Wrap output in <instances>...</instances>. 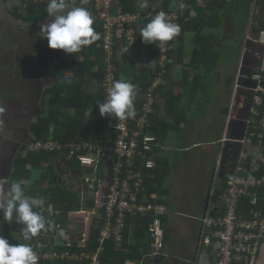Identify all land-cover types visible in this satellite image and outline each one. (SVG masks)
Listing matches in <instances>:
<instances>
[{
	"label": "crops",
	"instance_id": "obj_1",
	"mask_svg": "<svg viewBox=\"0 0 264 264\" xmlns=\"http://www.w3.org/2000/svg\"><path fill=\"white\" fill-rule=\"evenodd\" d=\"M26 1L0 0V198L12 182L23 181L26 194L41 200L36 211L46 214L47 210H53L47 191L59 192L55 189L59 186L66 194L78 199L81 205L79 212L68 215L65 222L68 234L74 239L79 227L87 225L91 236L101 225L99 221L102 223L103 220L101 189L97 197L83 181L82 172L64 153L52 158L50 163L46 159H38L24 166L21 161L25 158L30 160L28 146L36 139L32 127L48 116H56L57 122L63 125L60 134L66 144L100 136L105 139L107 130L100 126L102 120L96 106L105 101L101 42L97 40L74 56L62 50H51L47 40L40 36L41 24L48 22L46 9H26ZM185 2L187 7L183 12L188 10L196 16L180 25L178 39L171 42L173 49L164 68L166 83L157 91L153 115L155 132L152 136L157 138V143L151 158L156 167L144 172L145 184L146 179L152 181L150 188L146 184L149 197L166 205L170 211L164 223L167 248L159 257H149L151 246L149 248L147 242L138 249L135 232L138 220L144 217H137L128 222L127 252L121 253L133 254L136 259L143 255L142 259L151 260L152 264H170L173 259L187 260V253L191 250L192 264H197L203 219L220 203L221 194L216 197L217 191L224 183L226 189L227 181L236 175L239 157L251 163L263 152L255 142H239L245 137L249 114L241 113L243 103H238V94L242 96L247 91L243 88L237 90L236 82L240 63L244 62V75L259 68L264 50L251 44L245 46L242 34L246 36L251 18L254 19V31L264 30V0ZM178 3L179 0H137L135 8L146 15L152 6L177 11ZM113 12L117 14L116 10L111 14ZM147 23V20L141 21L138 43L133 50L127 49L123 42L116 46L119 80H127L136 86L137 105L145 94V84L147 86L158 72L154 69L156 45H145L139 35L140 28ZM242 27H245V33L240 29ZM232 46L241 50L236 75L229 73L228 65L231 63L223 55ZM248 54L254 61L248 59ZM79 63H85L86 67L81 70L82 78L76 79L74 67ZM244 85H249V82H244ZM78 90L81 91L79 97ZM91 111L92 116L89 115ZM227 147L229 152L225 154ZM106 148L107 163L111 148ZM251 169L252 164L246 168L247 173ZM44 176L51 178L41 183ZM186 185L187 190L191 186L196 187L193 194L197 202L194 205L189 206L188 202L179 200V195L187 194L184 192ZM256 193L260 206L264 208V189ZM170 201L181 211L191 210L193 213L182 219L176 217L168 204ZM57 226L53 233L41 231L40 236L44 233L54 235ZM22 229L23 225H10L0 213V236L10 244L34 241L35 237L25 242ZM179 237L185 240L181 247L176 244ZM168 248L172 253L166 256ZM136 262L138 260H127L125 264ZM257 264H264V241Z\"/></svg>",
	"mask_w": 264,
	"mask_h": 264
},
{
	"label": "built area",
	"instance_id": "obj_2",
	"mask_svg": "<svg viewBox=\"0 0 264 264\" xmlns=\"http://www.w3.org/2000/svg\"><path fill=\"white\" fill-rule=\"evenodd\" d=\"M48 2L49 0H27L25 7L47 9ZM67 2L87 8L94 17V23L102 28L100 49L104 63L102 88L105 100L114 81L117 80L114 57L119 42L125 43L127 49L133 50L138 43V28L141 21L150 22L160 11H164L171 22L181 25L182 14L163 7L152 6L144 15L137 10L127 12L123 7L124 0H67ZM113 10L117 11L115 16L111 14ZM253 21L251 18L244 44L245 46L251 44L264 50V30L254 31ZM178 36L172 41H176ZM172 41L156 46L157 60L154 69L158 72L143 96L141 115L123 120L106 118L104 130L116 132L113 145L115 161L110 166L108 187L103 196V220L101 225L96 227V248L90 247L91 236L87 225L79 227L72 241L66 239L68 237L66 226L58 225L54 235L44 233L41 237L39 234L31 243L39 256L38 264H102L108 244L112 245L115 253L127 252L125 234L128 222L137 217L151 220L148 232L152 252L149 257L163 255L166 237L164 220L170 211L166 205L149 197L144 172L156 167L151 155L154 153L157 139L149 133L152 127L150 117L154 114L157 91L166 83L164 68L173 49ZM243 68L242 62L236 89L243 88L250 92L252 101L246 120L247 131L240 142H255L263 152L251 163L244 157L238 158L236 175L227 181L226 189L219 197L220 203L204 216L197 264H257L264 241V208L260 206L256 193L257 190L264 189V53L258 69L244 75ZM246 81L249 82L247 86L244 85ZM103 143L101 138L97 141L64 145L51 137L47 141L32 140L28 150L34 155L42 152L61 154L67 151L69 159H76L84 167L96 168L98 158L104 155ZM250 164L252 169L247 173L246 168L250 167ZM86 183L93 191V183L89 179ZM99 187L94 190L97 197L100 194Z\"/></svg>",
	"mask_w": 264,
	"mask_h": 264
},
{
	"label": "clouds",
	"instance_id": "obj_3",
	"mask_svg": "<svg viewBox=\"0 0 264 264\" xmlns=\"http://www.w3.org/2000/svg\"><path fill=\"white\" fill-rule=\"evenodd\" d=\"M186 7L185 0H179L176 10L182 13ZM46 13L48 22L41 24L40 36L47 40L51 50H62L67 55L74 56L84 47L100 39L99 33L93 27L94 17L85 7L74 6L67 0H49ZM180 31V26L171 22L164 11H160L150 22L140 28L139 35L145 45L159 47L162 43L172 41ZM137 95L136 86L133 83L124 79L116 80L106 100L103 103H97L96 106L99 108L101 117L111 120L127 119L136 115ZM89 115L92 116V111ZM51 137L57 140L55 125L50 128L48 139ZM102 156L105 160L106 154ZM86 180H84L85 183ZM40 206L39 198L26 194L23 181L12 182L3 198H0V213L3 219L9 222L15 219L17 224L23 225L22 239L25 242L31 241L41 231H49L54 227L51 220H47L35 210ZM68 236L70 237L68 241H72V236L70 234ZM38 260L39 256L31 243L10 244L7 239L0 236V264H38Z\"/></svg>",
	"mask_w": 264,
	"mask_h": 264
},
{
	"label": "trees",
	"instance_id": "obj_4",
	"mask_svg": "<svg viewBox=\"0 0 264 264\" xmlns=\"http://www.w3.org/2000/svg\"><path fill=\"white\" fill-rule=\"evenodd\" d=\"M136 2H137V0H124L123 7L125 8V10L127 12H134V11H136V8H135ZM166 9H168V8H166ZM32 10H30V12H32ZM190 13L191 12L188 11V10H185L182 13V19H181V22H180L181 24L185 23L190 18L196 16L195 12H194L195 14H190ZM93 27H94L95 31L97 33H99V35H100L99 42H101V33H102L101 26H99L97 24H94ZM116 55H117V52L115 51L114 66H115V70H116L117 80H119V74H118L117 66H116V60H117ZM102 57H103V55H100V60L101 61H103ZM85 67H86L85 63H79V64H77L74 67V69L76 70V79H81L82 78L83 74L81 73V70H83ZM145 80H143V81H145ZM150 83H151V80L149 81L147 86L145 84V86H144L145 92H146L147 88L150 86ZM162 87H164V85L161 86L159 88V90ZM77 93L78 94L80 93V95H78V97L81 96V91L80 90H78ZM75 97H77V95ZM136 101H138L137 98L135 100L136 116H140L141 115V106H142L143 99L140 101V103L138 105L136 104ZM98 114H99V118L102 120L100 126H101V128H104L106 126V118L105 117H101V115L99 113V108H98ZM153 115L154 114H152L151 117H150V120H151V123H152V128H153V120H154V118H153L154 116ZM53 124L56 125V127H55V135H56L57 140L60 143L64 144V145H70V144L64 143L65 139H63V137L60 134V131L62 130L61 127L63 125L61 123L57 122L56 116H48L47 118L40 119L39 122L32 127V130H33V133H34L35 137L37 139H39V140L48 139L50 137V128H51V126ZM152 128L149 130L151 135H153V133L155 132L154 128L153 129ZM72 129L76 130V127L75 128L72 127ZM101 138H103V137L100 136L99 138L93 139V141H97V140H99ZM115 139H116V132L114 130H110V131L106 132L105 139L103 140L104 141L103 144L105 146L104 154H106V152L108 151L106 147H109V149L111 148V154L109 155V158L107 160V164H110V166L115 161V154H114V150H113V145H114ZM89 141H92V140H89ZM58 155L59 154H57V153L52 154V153H47V152H45V153L42 152V153L35 154V155L34 154H30V156H29L30 160H27L25 158V159H22L21 163H22V165L26 166L27 163H30V162L32 163V162H34V161H36L38 159H40V160L46 159L47 162L50 163L52 158H54V157H56ZM63 155H65V157L68 158L67 157L68 156L67 151H65ZM34 158H37V159H34ZM71 163H72V165L74 167L77 168L78 171L81 170L82 166L80 165V163L76 159H71ZM156 176H157V174H156ZM50 178H51V176H44L40 182L41 183H45ZM53 178H54V176H52V179ZM151 183H152V181H150L149 179H146V184H147V186L149 188L151 187ZM55 189L59 190V192L58 193H53V191H51V192L47 191V192H49V194L51 196V205H53V210L51 212H49V210H47L46 214H45L44 211L40 212L41 215L45 214L47 220H51L53 222L54 227H55V225H65V222H67V220H68V215L71 212H79L81 210V205L78 202V199H76L72 195H66L65 192L59 186H57ZM224 189H225V183L220 188V190L217 191L216 197L219 196L220 194H222ZM248 204H249V202H248ZM245 205L247 206V202H246ZM35 210H38V209H35ZM43 210H45V208ZM103 215H104V210H103ZM7 222L10 223V225H16L17 224L15 222V219H13V221H11V222H9V221H7ZM138 222H139V225H138V228H137V230L135 232L136 233V240L138 241V245H139L138 249L142 248V246H145L146 242H147V245L150 248V246H151V238H150V234L148 232V227H149V224L151 223V220L148 219V218H140L138 220ZM164 223H165V220H164ZM20 225H22V224H20ZM65 226H67V225H65ZM54 227L51 230L47 231V232L48 233H53L54 232ZM96 230H97V228H96ZM96 230L93 231V233L91 234V237H90V247L92 249L96 248V245H95V243H96V234H97ZM67 231H69L68 228H67ZM125 235H126V239H127V237H128L127 236L128 235V229H127ZM126 244H127V241H126ZM151 252L152 251H151V248H150L149 254H151ZM142 257H143V255H139L137 257V259H136L135 255H133V254L115 253L112 245L108 244V246L106 248V253L103 256V263L102 264H125V262L127 260H138V262H139L142 259Z\"/></svg>",
	"mask_w": 264,
	"mask_h": 264
},
{
	"label": "rangeland",
	"instance_id": "obj_5",
	"mask_svg": "<svg viewBox=\"0 0 264 264\" xmlns=\"http://www.w3.org/2000/svg\"><path fill=\"white\" fill-rule=\"evenodd\" d=\"M112 15L114 16L115 12H113ZM247 21H245V22H247ZM244 26H245V24H244ZM240 29H242L244 31V33H245V27H242ZM242 38H245V35L242 34ZM223 55H224L225 58H227V60H229V63H231V64L228 65L229 73L233 74V75H236V73L238 71V59H239V57L241 55L240 48L232 46V48H229L228 51L226 53H224ZM80 171L84 175L85 179H89L93 183L94 190H96V188H98V186H99V183L96 181V177L92 173L91 169L88 168V167H82ZM187 185H188V183H187ZM187 185L185 186V190H184V192H186L187 194L186 195H182V194L179 195V200L182 203H187L188 202L189 206H190L191 204L194 205L197 202V197L195 198V195L193 194L196 191V187L195 186H191L189 188V190H187V188H186ZM94 190H93V193L95 192ZM198 200H200V199H198ZM168 204L170 205V208L173 210V214L176 217H180V219H182V217H184V216H189V215H191L193 213V211H191V210H189V212L181 211V209L179 207H177L176 205H174V203L172 201L168 202ZM199 209L200 208L198 206V210ZM21 233H22V231H21ZM174 237H176V236H174ZM182 239H183L182 237H179L178 239L176 238V240H177L176 244H178L179 247H181L184 244V242H185V240L183 241ZM166 248H167V246H166ZM165 249H164V251H165ZM164 251H163L162 254H164ZM167 251L168 252H167L166 256L171 255L172 249L168 248ZM191 252L193 253V250H191ZM191 252L187 253V255L189 256V259H187V260L181 259V261L173 259V261H171L170 264H192L193 257L191 256ZM136 264H152V261L143 258L142 261L136 262ZM164 264H168V263L166 262Z\"/></svg>",
	"mask_w": 264,
	"mask_h": 264
},
{
	"label": "water",
	"instance_id": "obj_6",
	"mask_svg": "<svg viewBox=\"0 0 264 264\" xmlns=\"http://www.w3.org/2000/svg\"><path fill=\"white\" fill-rule=\"evenodd\" d=\"M242 139H240L241 141ZM239 141V142H240ZM229 147H227L224 151V153L226 154L227 152H229ZM111 167L110 164L106 163V158L104 160V156L100 155V157L98 158V165L96 166V168H94L92 171V173L95 175L96 180L99 181L100 183H108L109 181V177L107 176V174L109 173ZM82 174V173H81ZM82 177H84V175L82 174ZM84 181V179H83ZM107 191V188H106ZM55 193H58V191H54ZM53 209V205H51V210ZM98 222V221H97ZM99 224H101V221H99Z\"/></svg>",
	"mask_w": 264,
	"mask_h": 264
},
{
	"label": "flooded vegetation",
	"instance_id": "obj_7",
	"mask_svg": "<svg viewBox=\"0 0 264 264\" xmlns=\"http://www.w3.org/2000/svg\"><path fill=\"white\" fill-rule=\"evenodd\" d=\"M247 57H248L249 60L252 59V61H254L253 57L250 56L249 54L247 55ZM251 98H252V95H251L250 92H247V93H245L242 96L240 94H238V98H237L238 103H241V102L243 103V109H242L241 113L243 115H245V116H247L249 114V112H250V109H251V101H252ZM107 176L109 177V173L107 174ZM97 182L99 183V186H100L99 188L101 189V193H102V197H103L105 195V193H106V188L108 187V183L107 184L106 183L104 184V183H100L99 181H97ZM54 191H53V193H54ZM65 194H66V192H65ZM66 195H68V194H66Z\"/></svg>",
	"mask_w": 264,
	"mask_h": 264
}]
</instances>
